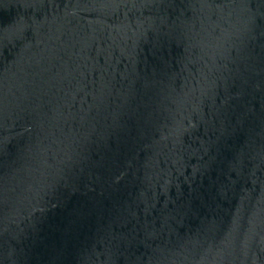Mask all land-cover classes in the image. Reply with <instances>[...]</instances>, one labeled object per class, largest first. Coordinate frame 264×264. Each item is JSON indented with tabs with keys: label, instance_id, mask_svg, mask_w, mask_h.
Returning <instances> with one entry per match:
<instances>
[{
	"label": "water",
	"instance_id": "water-1",
	"mask_svg": "<svg viewBox=\"0 0 264 264\" xmlns=\"http://www.w3.org/2000/svg\"><path fill=\"white\" fill-rule=\"evenodd\" d=\"M0 264H264V0H0Z\"/></svg>",
	"mask_w": 264,
	"mask_h": 264
}]
</instances>
